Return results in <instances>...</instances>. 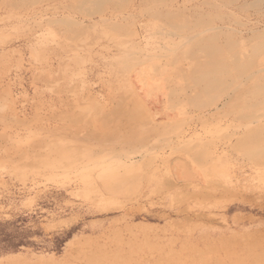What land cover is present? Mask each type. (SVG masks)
Wrapping results in <instances>:
<instances>
[{
	"label": "rangeland",
	"instance_id": "obj_1",
	"mask_svg": "<svg viewBox=\"0 0 264 264\" xmlns=\"http://www.w3.org/2000/svg\"><path fill=\"white\" fill-rule=\"evenodd\" d=\"M77 1L0 0V264H264V147L247 138L264 137L261 42L186 54L162 0L92 20ZM144 72L161 122L131 127Z\"/></svg>",
	"mask_w": 264,
	"mask_h": 264
},
{
	"label": "bare ground",
	"instance_id": "obj_2",
	"mask_svg": "<svg viewBox=\"0 0 264 264\" xmlns=\"http://www.w3.org/2000/svg\"><path fill=\"white\" fill-rule=\"evenodd\" d=\"M119 1H118V3H119ZM125 1L126 0H124L123 2H125ZM162 1L166 5H169V9L162 7V9L156 10V14H157L156 17L159 19L158 21H160V24L158 26H160V27L164 26L166 29H168L170 31H176L175 35L177 37H178L177 34L185 36L186 37L185 41H184L185 47L183 49V52H185L186 54L192 53V55H194L195 53L200 52V51L201 52H207V54H208L209 50H212L213 53L215 54V48H217V53H218V52H220V46H219L220 40L224 41V45H221V48L223 51H225L226 45L229 46L228 49L231 48V50H232V48H236V45L239 46L241 44L242 40H244L243 42H245L247 40L259 41L261 43L253 45L252 52H253V54L264 53V29H263L264 28V0H162ZM111 2H113V0H78L76 8L78 9V11L80 13L84 14L85 16L89 15L90 20H92L94 18L93 17L94 15H96L97 13L100 14V12L103 11L102 6H104L105 4H109ZM156 2H158V1L156 0ZM150 3H152V2H150ZM113 4H115V3H113ZM119 6H120V3H119ZM73 8L74 7H72V9ZM148 9L152 11V9H150V8H148ZM154 13H155V11H154ZM102 18H100V19L101 20L107 19L105 17H104L105 19L104 18L102 19ZM50 20H51L50 23H56L60 26H72V25L77 26L78 25V27L79 26L81 27L84 25L83 23L85 22V21H81V20L80 21L76 20L71 16H62V17L52 18ZM80 24H83V25H80ZM96 24L92 23V25H95V26H96ZM92 25H91V27H93ZM114 25H116V24H114ZM238 26H240V28H241V26H245V27L248 26V27L245 30H241V29H238ZM83 28L84 27H82L78 30L83 31ZM135 34L137 37L140 35L138 32H136ZM72 38L76 39V36H74ZM225 41H226V44H225ZM238 41L240 42L239 45H238V43H239ZM235 42H237V43H235ZM241 50H242V52H244L243 48L239 49L238 50L239 52L236 51V53L239 56H240ZM245 53H247V52L245 51L244 54ZM126 54H128L130 56L133 54H137V52L127 51ZM235 54L233 56H234V62H236V64H239L240 60H241V62L245 63L244 62L245 60L240 59V58H243L242 54H241L240 58H239V56L235 57ZM247 54H249V53H247ZM223 55L225 56L224 53H223ZM223 59H226V58L224 57ZM223 59L222 60L219 59V62H222ZM248 59H250V56ZM254 62H255V60H254ZM141 63H142V60H139V58H132L129 60V63L126 66V69H129L128 68L129 66L135 67V64L137 66V64L140 65ZM232 63H233V61H232ZM250 64H251V62H250ZM223 65H224V62H223ZM178 66H180V65H178ZM249 67L252 69V67L250 65H249ZM249 67L247 70L246 69L245 70L246 71L250 70ZM227 68L229 69L230 67L224 66L223 71L228 72L231 70V69L228 70ZM177 72H181V73H179V75L180 74L184 75V74H186V72H188V69H186L185 67H182L181 71H177ZM254 73H256V72H254ZM202 74L206 75L207 73H202ZM202 74H201V78H203ZM252 78H253V76H252ZM223 80L226 82V78H223ZM202 81H203V83L198 82V84H200L206 90L211 89L210 86H212L215 83V79H213L211 77L209 78L208 74ZM258 81H260V80L258 79ZM118 83H120V81ZM256 90L260 91L261 88H256ZM263 90H264V88H262V91ZM121 91H122V89H121ZM179 91H181V90H179ZM131 94H133V92ZM90 98H92V97L90 96ZM132 98L136 99V97H132ZM122 99L124 100V98H122ZM122 99H120V100H122ZM119 101H118L117 109H118L119 105L122 104ZM136 101H137V99H136ZM259 103H261V102H259ZM130 112H132V111H130ZM130 112L129 113L126 112V113L133 116L134 112L133 113H130ZM261 115H263V114H261ZM246 117L250 118L251 116H246ZM247 138H249L250 140H254L256 147H258V146L264 147V143L260 145V142L262 140H264V137H258V136L252 137V136H250ZM138 153H140V152L135 150V151H132L130 153L125 154V155H127V159L125 161V166L135 164V158L143 156L140 154L138 155ZM260 154H262V152H259V153L254 154V155L258 156ZM181 161L182 160H179L177 162V164L181 165V163H180ZM222 247H230V244L229 243H223Z\"/></svg>",
	"mask_w": 264,
	"mask_h": 264
},
{
	"label": "crops",
	"instance_id": "obj_3",
	"mask_svg": "<svg viewBox=\"0 0 264 264\" xmlns=\"http://www.w3.org/2000/svg\"><path fill=\"white\" fill-rule=\"evenodd\" d=\"M143 76H146V73H140V74H136V76L133 77V82H134V88H135V92H136V99L134 98L133 101H131L130 103H134V105L132 106L133 109H131L130 112L129 110L126 112H130L133 113V116L125 113L124 117H125V124L131 126V124L133 123H143L145 121L146 118L149 119L150 125L152 127L156 126V124L158 125V121L160 116L155 114V111L153 110V105L152 102L155 103V95H158L156 93V91L160 90V89H156V85L150 84V85H146L143 84ZM153 86V87H152ZM154 93V94H152ZM172 96H170V101H172L171 99ZM143 106V107H142ZM155 106V105H154ZM159 106H157L158 109ZM131 117H130V116ZM158 120V121H157ZM161 122V121H160ZM132 127V126H131ZM133 128H127L123 131H125V133L128 135L130 133V131ZM99 130L102 131V126L99 127ZM130 137V135H128V138Z\"/></svg>",
	"mask_w": 264,
	"mask_h": 264
}]
</instances>
